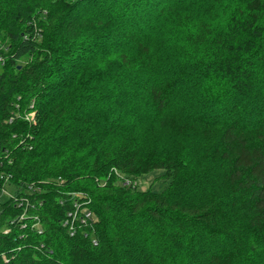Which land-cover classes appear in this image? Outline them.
<instances>
[{
    "label": "trees",
    "instance_id": "obj_1",
    "mask_svg": "<svg viewBox=\"0 0 264 264\" xmlns=\"http://www.w3.org/2000/svg\"><path fill=\"white\" fill-rule=\"evenodd\" d=\"M261 53L264 0H0V264H264Z\"/></svg>",
    "mask_w": 264,
    "mask_h": 264
},
{
    "label": "clouds",
    "instance_id": "obj_2",
    "mask_svg": "<svg viewBox=\"0 0 264 264\" xmlns=\"http://www.w3.org/2000/svg\"><path fill=\"white\" fill-rule=\"evenodd\" d=\"M261 55L264 56V53H261ZM118 56H119V52L115 54L113 59H116ZM145 78L149 80V84L146 85V87H148L149 85H155L156 76L154 74H152L150 78L147 76ZM252 84H253V90L250 93V95L258 99L260 102L264 103V65H262L259 71L257 72V75L253 79ZM168 118H169V113L166 108L164 111L160 113L159 119L166 122ZM74 146L75 144L73 143V147ZM195 151H196V146H193L191 148V151L189 152V155L194 153ZM179 152H181V148L179 146H176V152L173 153V155ZM59 259H60V264H70V257L68 256L67 252H63L59 257ZM113 261H115L116 264H133V261L129 259V256L125 255L124 246L114 249L113 256L106 261V264H113Z\"/></svg>",
    "mask_w": 264,
    "mask_h": 264
},
{
    "label": "rangeland",
    "instance_id": "obj_3",
    "mask_svg": "<svg viewBox=\"0 0 264 264\" xmlns=\"http://www.w3.org/2000/svg\"><path fill=\"white\" fill-rule=\"evenodd\" d=\"M160 134L164 139H166L165 141H167V139H169V137L172 136L171 132H161ZM160 176H161L160 171H155L146 176H142L136 181V188L139 191H143V192L144 191L160 192L165 188L167 184V182L162 180Z\"/></svg>",
    "mask_w": 264,
    "mask_h": 264
},
{
    "label": "built area",
    "instance_id": "obj_4",
    "mask_svg": "<svg viewBox=\"0 0 264 264\" xmlns=\"http://www.w3.org/2000/svg\"><path fill=\"white\" fill-rule=\"evenodd\" d=\"M0 61H1V59H0ZM24 119H25L26 121H28V122H32V121H33V115H32V114H26ZM2 179H3V178H1V180H2ZM3 180H4V182H5L6 179H3ZM2 192L6 194L5 190H3ZM6 195H7V194H6ZM85 217H86V218H90V217H91V214L86 212Z\"/></svg>",
    "mask_w": 264,
    "mask_h": 264
}]
</instances>
